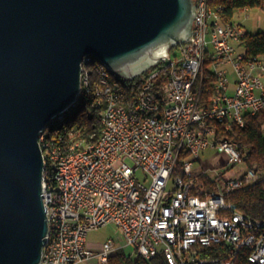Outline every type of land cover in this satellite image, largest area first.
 Instances as JSON below:
<instances>
[{
  "label": "built area",
  "instance_id": "2783aa9c",
  "mask_svg": "<svg viewBox=\"0 0 264 264\" xmlns=\"http://www.w3.org/2000/svg\"><path fill=\"white\" fill-rule=\"evenodd\" d=\"M195 2L192 34L157 64L167 67L164 82L157 83L155 65L139 93L130 95L97 69L99 89L89 96L101 108L102 141H80L81 130L73 125V151L48 149L54 172L52 179L43 177L50 232L41 264H105L124 245L110 237L94 251L87 235L109 224L147 259L161 254L168 264H237L244 253L251 264H264V219L238 211L225 198L264 180V170L246 166L231 173L242 161L238 144L217 137L218 124L233 131L244 124V113L264 108V56L247 57L239 49L246 33L240 22H212L204 0ZM206 61L215 75L208 107L194 92ZM57 139L69 141L62 134ZM208 147L227 155L213 177L194 169ZM216 244L230 246L231 255H203L205 246Z\"/></svg>",
  "mask_w": 264,
  "mask_h": 264
},
{
  "label": "water",
  "instance_id": "95a60500",
  "mask_svg": "<svg viewBox=\"0 0 264 264\" xmlns=\"http://www.w3.org/2000/svg\"><path fill=\"white\" fill-rule=\"evenodd\" d=\"M195 0H0V264H41L43 128L75 105L91 57L134 80L186 41Z\"/></svg>",
  "mask_w": 264,
  "mask_h": 264
},
{
  "label": "trees",
  "instance_id": "16d2710c",
  "mask_svg": "<svg viewBox=\"0 0 264 264\" xmlns=\"http://www.w3.org/2000/svg\"><path fill=\"white\" fill-rule=\"evenodd\" d=\"M209 2L215 9H220L219 12L225 22L235 21V13L242 9L258 7L264 11V0H209ZM239 49L244 51L247 57L264 56V28L257 32L246 30L239 44ZM208 63L206 61L203 72L194 85L196 99L204 107L209 106L210 96L215 83V75L208 69ZM156 67L160 69L157 83H163L167 76V67L164 63H160ZM146 75L147 73H143L134 80H126L117 75L114 76L123 82L130 95H137ZM100 111V107L94 106L93 98L88 97L86 99L82 92L77 104L65 116L63 121L55 119L49 125V128H60L61 123L68 121L69 124H75L88 141H95L101 132ZM243 118L244 124L235 127L233 131L221 130V126L218 124L219 132L217 137L224 135L228 140L236 142L241 152L242 161L248 168L257 166L264 170V108L255 114L246 112ZM184 158L185 155L180 157L178 167L181 166ZM44 174L52 179V167L47 165ZM225 198L238 211L254 219H264V180L229 191L225 194ZM203 255L213 258H228L231 255V248L226 244L205 246ZM236 261L237 264H251L244 253L238 254ZM105 264H168V262L161 254L147 259L135 253L130 254L123 247L114 251Z\"/></svg>",
  "mask_w": 264,
  "mask_h": 264
},
{
  "label": "bare ground",
  "instance_id": "6f19581e",
  "mask_svg": "<svg viewBox=\"0 0 264 264\" xmlns=\"http://www.w3.org/2000/svg\"><path fill=\"white\" fill-rule=\"evenodd\" d=\"M204 7L208 9L209 18H212V22H222L221 14L213 7V5H211L209 0H204ZM97 69H100V71L105 73V79L107 82H112L113 84L118 85V87L121 89H126L123 82L119 78L115 77V74L105 64L96 59H92L91 57H85L82 63V82L86 83H82L81 93L83 92L86 99L91 97L89 95H94L96 92H98L99 80L97 79ZM75 105H73L63 114L59 115L56 119L63 121L65 116H67L72 111V108ZM53 121H55V119ZM52 122H50L47 127L41 130L39 142L43 154H45L46 167L47 165L51 166L52 171L54 172V153L52 151H48V149L50 146H55L56 154L67 155V151L74 150V142H78V134H72L71 131L72 126L75 124H69L68 121H64L61 123L60 128L50 129L49 125ZM100 123L102 132V114H100ZM59 134H62L63 138H69V141H65L64 139H57V141H55V136H58ZM40 136H42V139H40ZM80 141H88V139L81 133ZM95 141H102V133H100L99 137Z\"/></svg>",
  "mask_w": 264,
  "mask_h": 264
},
{
  "label": "rangeland",
  "instance_id": "374dc122",
  "mask_svg": "<svg viewBox=\"0 0 264 264\" xmlns=\"http://www.w3.org/2000/svg\"><path fill=\"white\" fill-rule=\"evenodd\" d=\"M234 20L240 22L246 30L257 32L264 28V11L258 7L242 9L235 13ZM224 158H227L224 151L219 148L208 147L200 152L199 159L196 161L194 169L197 168L196 170L203 171L208 176L213 177L217 173L216 168ZM245 168L246 165L241 161L236 164L230 172L234 174ZM110 237H113L118 245H124L123 247L126 252L134 254V248L125 243L123 235L114 224L90 230L87 235V240L91 249L98 251L101 244Z\"/></svg>",
  "mask_w": 264,
  "mask_h": 264
},
{
  "label": "crops",
  "instance_id": "0c3cea01",
  "mask_svg": "<svg viewBox=\"0 0 264 264\" xmlns=\"http://www.w3.org/2000/svg\"><path fill=\"white\" fill-rule=\"evenodd\" d=\"M233 80V79H232ZM234 87V85H233V81H232V84H231V88H233Z\"/></svg>",
  "mask_w": 264,
  "mask_h": 264
}]
</instances>
